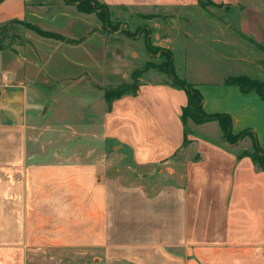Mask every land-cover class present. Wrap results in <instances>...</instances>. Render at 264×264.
<instances>
[{
  "label": "crops",
  "instance_id": "1",
  "mask_svg": "<svg viewBox=\"0 0 264 264\" xmlns=\"http://www.w3.org/2000/svg\"><path fill=\"white\" fill-rule=\"evenodd\" d=\"M97 1L110 13L157 14L143 17L154 21L148 35L155 33L166 44L169 32H158L163 21L197 23V32L186 35L213 63L220 68L242 63L245 71L199 72L184 79L200 89L207 113L228 114L233 134L247 133L231 143L217 120L185 124L187 92L171 78L142 76L136 92L114 99L98 124L103 141H112L110 150L93 146L85 157L59 150L36 160L29 146L33 93L50 78H68L58 72L65 62L82 66L71 78L93 74L96 66L101 68L94 51L87 48L84 58L68 46L91 43L105 52L109 38L95 32V18L74 20L65 33L40 25L76 16L70 4L79 10L69 1L52 8L46 0H0V264H27L28 251L44 247L86 248L98 254L94 260L100 264H264V169L251 156L256 147L264 151V98L226 84L228 77L239 75L264 80V49L257 45H264V0H256L253 8L252 0L249 6L242 0H212L216 4L206 7L198 0ZM222 11L242 14L233 21L217 14ZM15 19L63 35L74 32L79 40L19 30L11 24ZM101 22L104 32L110 23ZM58 51L60 60L49 67L48 57ZM123 148L131 161L127 180L133 188L108 177L103 168L112 151ZM99 152L104 155L95 159ZM117 187L135 191L129 194L134 229L115 222Z\"/></svg>",
  "mask_w": 264,
  "mask_h": 264
},
{
  "label": "rangeland",
  "instance_id": "2",
  "mask_svg": "<svg viewBox=\"0 0 264 264\" xmlns=\"http://www.w3.org/2000/svg\"><path fill=\"white\" fill-rule=\"evenodd\" d=\"M66 1L46 0L48 5H55L52 8H63L62 6ZM242 2L249 6L250 0L248 2L242 0ZM252 2L251 8H253L256 0H252ZM70 10L76 16H58L55 22L49 25H40L46 29L65 33L68 24L73 23L74 20L80 22L79 20L82 17L95 18L97 22L95 32L104 33L105 36L108 35L109 45L105 52L101 46H94L91 43L79 47L68 46L72 48L74 53L79 54V57L85 56L84 58H86L87 54H83V52L87 48L94 51L98 61L96 63H100L101 68L96 66V71L93 69L95 71L93 74L91 72H79L78 76L71 78L73 74H77L82 66L68 65L63 61L66 64L62 63L63 66H60L58 72H64V75L70 76L62 82L61 80L50 78L49 82L42 84L45 85L43 88H38L33 93L29 114L31 138L29 146L32 152L35 151L33 155H35L34 158L36 160L49 159L57 154L59 150L66 155L73 154L78 157H85L87 149L93 146L101 149L100 147L105 145V149L110 150L111 145H113L112 141L107 140V142H104L98 127L102 115L110 108L111 104L105 98V92L109 89L122 90L125 88L130 91L134 86H137L135 88L137 89L142 76L145 79L156 81L169 80L170 77L166 73L153 67L146 72H136L145 68L148 62L156 65L161 64L166 60L168 52H172L175 71L182 78H186V76L195 78L200 74L199 72H235L241 74L240 72L245 71L244 66L241 65L242 63H235L229 68H223V66L220 68L219 65L213 63L207 52L203 51L201 46L192 40L193 38L186 35L188 30L197 32V23L190 24L187 20L183 21L179 18L176 21H163L161 23L162 27L158 29V32L160 31L161 34H163V31L169 32L170 41L166 44L158 42L159 40L155 33L149 38L150 27L155 29L154 21L151 22L143 17L150 19L156 17L157 14L155 13L139 16L136 12L115 10L110 13L111 23L109 28L108 26L104 27L103 32V25L98 15L80 13L73 4H70ZM217 14L236 21L242 13L222 11L217 12ZM171 22L175 23L177 29H173ZM19 30H22V28H19ZM64 36L66 42L79 40V37L74 32ZM148 38L151 48L148 46ZM63 48H67V45H64ZM256 50L258 51V49ZM60 58V51L52 53L48 57V66H53L56 62L55 60H60ZM53 69L48 68L47 70L56 72ZM34 104L36 105L34 106ZM203 130L200 129L199 131L205 133ZM126 153L127 151L124 148L112 151L110 159L107 158L103 168L106 170L108 177L118 179L125 186L133 188L134 185H129L127 180L131 172L128 168L131 161L125 157ZM103 155L100 152L95 153L94 158L96 159L97 156L102 157ZM130 175L137 178L134 172ZM139 182L146 183L144 179H140ZM134 192V189L130 188L123 189L121 192L118 187L114 191L117 199L115 222L124 227H132V229H134L133 226L136 222V213L133 205L134 201L129 194ZM124 208L126 211H123ZM133 233L127 234V236L131 237ZM95 255L98 256V254L86 248H34L28 251L27 264H100L99 259L94 260ZM102 258L106 259L105 256ZM108 261L114 262L111 259Z\"/></svg>",
  "mask_w": 264,
  "mask_h": 264
},
{
  "label": "trees",
  "instance_id": "3",
  "mask_svg": "<svg viewBox=\"0 0 264 264\" xmlns=\"http://www.w3.org/2000/svg\"><path fill=\"white\" fill-rule=\"evenodd\" d=\"M67 1L76 4L79 11L84 13L95 12L98 15V17L101 19V21H103L105 24L111 23V15L109 12V8L106 4L101 3L97 0H67ZM198 2L202 7H206L210 4L212 5L216 4L212 0H198ZM11 24L14 26L16 25V28L20 27V28L31 29L43 37L53 38L61 41L66 40L63 34L51 30L43 29L37 24H34L26 20L15 19L11 22ZM7 28L8 27H5V30H7ZM147 41L149 48H151V45L149 43V38ZM257 45L258 47L264 49V45L261 44H257ZM151 67L156 68L163 73H166L171 78L173 84L176 87L182 88L187 92L188 103L183 108V113H182V120L185 124L189 120L193 121L196 124L217 120L219 121L225 135L227 136L228 141L231 143L238 141L241 137L246 135L247 132H241L240 134H233L232 119L228 114L207 113L204 110L203 96L200 89L195 84L188 82L184 78H181L176 73L172 52H168L166 54V60L161 64L156 65L148 62L145 68L140 69L136 72H145L151 69ZM226 84L238 86L244 92L256 91L264 98V80L250 78L246 75H239V76L228 77L226 79ZM136 87L137 86H134L130 91H128V88L122 90L109 89L105 92V98L109 100L112 104L114 99L119 98L126 93L129 92L135 93ZM251 156L253 157L256 164H258L264 169V151L261 150V148L256 147L255 151L253 152V154H251Z\"/></svg>",
  "mask_w": 264,
  "mask_h": 264
}]
</instances>
